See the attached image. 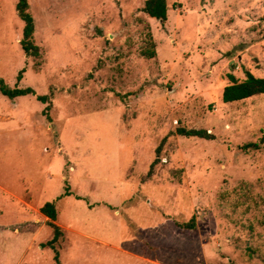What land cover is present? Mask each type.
I'll return each mask as SVG.
<instances>
[{
    "label": "rangeland",
    "instance_id": "obj_1",
    "mask_svg": "<svg viewBox=\"0 0 264 264\" xmlns=\"http://www.w3.org/2000/svg\"><path fill=\"white\" fill-rule=\"evenodd\" d=\"M146 1L0 0V264H264V0Z\"/></svg>",
    "mask_w": 264,
    "mask_h": 264
},
{
    "label": "trees",
    "instance_id": "obj_2",
    "mask_svg": "<svg viewBox=\"0 0 264 264\" xmlns=\"http://www.w3.org/2000/svg\"><path fill=\"white\" fill-rule=\"evenodd\" d=\"M167 4L166 0H147L145 2L144 11L151 19L159 20L161 22L166 21L167 18ZM16 12L18 17L23 22L24 27L22 31V40L20 45L25 55L30 56L34 54L33 52V33H34V22L33 18L29 12L27 0H18L16 4ZM21 73L18 75L20 79ZM230 84L224 87L221 95V100L223 103H231L247 99L253 96L264 94V79L256 78L251 73L246 72V78L237 82L236 79L229 75ZM0 92L7 96L9 99H14L16 97H21L29 94L34 95V91L30 88L28 89H19L15 88L13 90L9 89L3 81L0 79ZM39 101H44V97H36ZM180 135L189 136L193 132H187L183 129H178ZM261 143H264V136L261 138ZM247 147H252L258 149L260 147L259 143H253L247 145ZM40 212L48 219L47 225L52 228V238L46 243H42L41 248L51 249L53 251V260L55 264H60L59 262V252L56 249V244L59 239L62 237V231L59 226L55 224L56 221V209L53 203H45ZM176 226L182 229H192L193 223H176Z\"/></svg>",
    "mask_w": 264,
    "mask_h": 264
}]
</instances>
